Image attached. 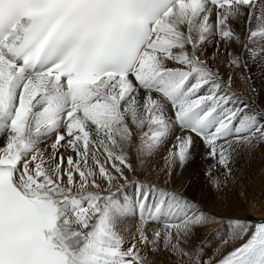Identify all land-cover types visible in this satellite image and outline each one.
Segmentation results:
<instances>
[{
  "label": "snow or ice",
  "instance_id": "6c2138e0",
  "mask_svg": "<svg viewBox=\"0 0 264 264\" xmlns=\"http://www.w3.org/2000/svg\"><path fill=\"white\" fill-rule=\"evenodd\" d=\"M253 66L264 0H0V264H264Z\"/></svg>",
  "mask_w": 264,
  "mask_h": 264
},
{
  "label": "rangeland",
  "instance_id": "374dc122",
  "mask_svg": "<svg viewBox=\"0 0 264 264\" xmlns=\"http://www.w3.org/2000/svg\"><path fill=\"white\" fill-rule=\"evenodd\" d=\"M250 76H251L252 87L256 90L257 95H261L260 97L264 98V70H261L258 67L253 66L252 70L250 72ZM196 151L197 150L194 151L193 159H191L189 161L188 165L186 166V167L189 166V169L193 175L190 173V171H189V174L191 176H194V177L189 176L188 179L185 180L186 182L183 183L182 185H185L187 187V191H188L187 194L188 195L193 196L195 194L194 197L201 199L202 201H207L210 205L219 208L220 205L223 203V201L217 200L218 194L212 190L211 186L209 185L208 181L205 178V171L204 170L208 167V165L211 164V161L206 160L202 157L203 156L202 151L200 152L202 154H200V157L198 158V155H196ZM259 154L256 155L259 158L255 157L253 159L254 161L252 160L250 164L245 163V160L243 158H241L242 160L240 159L237 162V167L242 169V171L245 174V177L254 174L256 169L261 167L262 164L264 165V158L261 157L263 159L262 163L258 162V160L260 161V159H261L260 158L261 155H259ZM162 162L164 163L163 159L158 156L154 160V167H156V168H159V166L161 167L163 165ZM193 165H197V166H193ZM199 167H200V169H197ZM178 170L179 169H177L173 173V179L175 178L174 174H176ZM200 170H202V172ZM237 175H239V173H237ZM258 182H259L258 179H253L251 181H249L248 179H243V185L242 186H243V189L245 192L246 199H242L239 196V191H240L241 185H237L235 188H233L231 185H229V188L226 189L222 193V195H224L226 197L227 201L232 203L233 205H235L236 203H239V209L244 210L245 204L250 197H257L260 200H264V184H261V182H259V183ZM189 187H190V189H189ZM196 188H198V189H196ZM251 215L253 216V218H256L255 215H253V214H251Z\"/></svg>",
  "mask_w": 264,
  "mask_h": 264
},
{
  "label": "bare ground",
  "instance_id": "6f19581e",
  "mask_svg": "<svg viewBox=\"0 0 264 264\" xmlns=\"http://www.w3.org/2000/svg\"><path fill=\"white\" fill-rule=\"evenodd\" d=\"M237 87H240V85L238 84L237 85ZM261 95H257L256 96V99H257V101L258 102H260V103H264V98H262V97H260ZM202 150H197L196 151V155H198V158L200 157V154H202V153H200ZM257 154H259V152L257 153ZM260 155V154H259ZM258 155V156H259ZM203 157V156H202ZM257 157V156H256ZM257 158H259V157H257ZM260 158H261V156H260ZM242 160V159H241ZM253 160V159H252ZM257 160V159H256ZM263 159L261 158L260 159V161L258 160V162L259 163H262L263 161H262ZM254 161V160H253ZM241 162V161H240ZM163 163V162H162ZM194 163V162H193ZM240 164V163H239ZM263 165V164H262ZM191 166V165H190ZM193 166H197V165H193ZM160 167V166H159ZM197 169H200V167L199 168H197ZM189 171H190V169H189V166L188 167H185V169L181 172L180 170H178L177 171V173L176 174H174L175 175V178L173 179L174 181H175V183H176V186H177V188L179 189V187L183 184V183H185L186 181V179H188V177L190 176V177H194V176H191L190 174H189ZM201 172H202V170H200ZM205 171V170H204ZM190 173L192 174V172L190 171ZM200 174V173H199ZM193 175V174H192ZM196 176V175H195ZM198 177V176H197ZM197 180V179H196ZM191 181V180H190ZM204 182V181H203ZM260 182V181H259ZM258 182V183H259ZM193 183V182H192ZM202 185V184H201ZM200 186V185H199ZM257 186V185H256ZM203 187V186H202ZM200 188V187H199ZM254 188V187H253ZM189 189H190V187H189ZM196 189H198V188H196ZM207 189V188H206ZM205 190V189H204ZM188 192V191H187ZM205 192V191H204ZM260 193V192H259ZM191 194V193H190ZM262 194V193H261ZM195 195V194H194ZM193 195V196H194ZM235 195V194H234ZM259 195V194H258ZM191 196V195H190ZM253 197H250L248 200H247V202L248 201H250L251 199H252ZM244 202V201H243ZM246 202V201H245ZM246 202V204H245V209L244 210H240V209H238V211H240L241 213H243V212H245L246 210H247V208H248V203ZM235 210H237V209H235ZM253 215H255V214H253Z\"/></svg>",
  "mask_w": 264,
  "mask_h": 264
}]
</instances>
